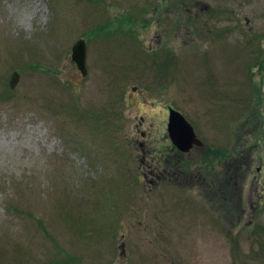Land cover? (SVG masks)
I'll return each mask as SVG.
<instances>
[{"label": "rangeland", "instance_id": "1", "mask_svg": "<svg viewBox=\"0 0 264 264\" xmlns=\"http://www.w3.org/2000/svg\"><path fill=\"white\" fill-rule=\"evenodd\" d=\"M263 58L264 0H0V264H264ZM170 108L195 175L154 154ZM236 145L240 186L206 158Z\"/></svg>", "mask_w": 264, "mask_h": 264}, {"label": "trees", "instance_id": "2", "mask_svg": "<svg viewBox=\"0 0 264 264\" xmlns=\"http://www.w3.org/2000/svg\"><path fill=\"white\" fill-rule=\"evenodd\" d=\"M89 35V34H88ZM91 36V34H90ZM259 59V58H258ZM257 59V60H258ZM259 68V71L264 69V58L262 60L257 61V63H253L250 68V74L253 78V75L255 73V68ZM253 71V72H252ZM262 84H264V79L261 81ZM257 96L260 98V101H255L256 104L254 107H250L249 111L253 113L248 119H245L242 126L248 130V128L251 130V134L255 133V138L251 140V135L244 134V137L249 138H239V142L245 144V146H248L249 148H257L258 142L257 140L262 139L264 136V106L262 105L264 103V92L262 91V88L256 89ZM243 128V130H244ZM261 134L263 136H261ZM225 148H219L217 150L212 149L213 153L211 154V151H209V154L206 158H210L209 165L213 167L214 169L219 165L222 166L226 164L227 172L230 176L237 177L236 180H238V184L240 186V179H242V176L245 175L243 172L252 166L253 160H250L247 158V155L240 149L238 145L233 146L231 149L224 150ZM251 149V150H253ZM177 151L174 149V146L172 145H162L155 148L156 157L160 159L159 162L164 163V168L170 175H176L177 177H180L182 174H188L193 173L195 175V165L192 162H187L186 164L180 163L179 155H177ZM246 155V156H245ZM202 158V157H201ZM222 163V164H221ZM161 164V163H160ZM236 168V169H233ZM198 170V169H196ZM179 172V173H178ZM236 180L234 181V185H236ZM252 231V230H251ZM254 234H256V231L254 230ZM60 255V254H59ZM67 254H61L59 256V260H52L50 264H82L79 260L81 257L72 256L71 258H68Z\"/></svg>", "mask_w": 264, "mask_h": 264}, {"label": "water", "instance_id": "3", "mask_svg": "<svg viewBox=\"0 0 264 264\" xmlns=\"http://www.w3.org/2000/svg\"><path fill=\"white\" fill-rule=\"evenodd\" d=\"M72 60L83 74L87 76L88 44L85 39L78 40L72 50ZM20 74L15 72L10 81L11 88H15ZM169 136L173 144L183 153H189L194 147H203L204 143L198 138L192 124L183 114L171 109Z\"/></svg>", "mask_w": 264, "mask_h": 264}, {"label": "flooded vegetation", "instance_id": "4", "mask_svg": "<svg viewBox=\"0 0 264 264\" xmlns=\"http://www.w3.org/2000/svg\"><path fill=\"white\" fill-rule=\"evenodd\" d=\"M169 111V110H168ZM170 113L168 112V124H169V121H170ZM167 124V125H168ZM172 143V142H171ZM172 146H174L173 144H171ZM174 149L178 152L177 154H180L181 152L174 146ZM162 174H166V173H162Z\"/></svg>", "mask_w": 264, "mask_h": 264}]
</instances>
